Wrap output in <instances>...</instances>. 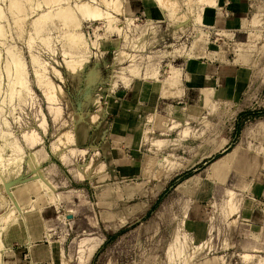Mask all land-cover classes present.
I'll list each match as a JSON object with an SVG mask.
<instances>
[{"label":"rangeland","instance_id":"obj_1","mask_svg":"<svg viewBox=\"0 0 264 264\" xmlns=\"http://www.w3.org/2000/svg\"><path fill=\"white\" fill-rule=\"evenodd\" d=\"M13 1L0 0V162L9 166H0V264H31L24 246L27 227L39 236L42 216L58 215L53 239L68 253L62 246L57 264H79V242L86 238L100 244L85 264H259L264 258V0H241L245 9L235 10L233 0L205 8L203 14L210 10L214 21V10L221 17L212 25L195 20L198 0H168L183 21L171 20L154 0H123L115 12L110 0L56 5L17 0L21 12L13 10ZM83 1L108 15L83 17L76 7ZM68 5L81 24L59 17ZM45 12L50 16L41 18ZM256 14L260 21L252 25ZM73 32L82 33L86 45L73 43ZM13 56L25 64L27 80L11 96L15 74L5 68ZM70 59L82 60V71L68 70ZM198 61L210 68L205 83V71L194 77L190 70ZM129 65L138 69L123 72ZM175 66L183 74L180 93L169 91L171 98H165V79ZM93 68L101 76L88 85ZM200 84L225 85L228 102L207 103L223 94H206ZM131 85L134 92L142 86L148 99L161 95L180 106L184 118L159 113L157 121L148 122L145 148L151 143L161 150L143 154V173L128 185L113 180L107 164L111 145L118 156L116 146L126 140L116 133L122 125L116 106L132 99ZM54 87L56 99H50ZM15 157L22 163L13 167ZM110 209L119 217L105 213Z\"/></svg>","mask_w":264,"mask_h":264},{"label":"crops","instance_id":"obj_2","mask_svg":"<svg viewBox=\"0 0 264 264\" xmlns=\"http://www.w3.org/2000/svg\"><path fill=\"white\" fill-rule=\"evenodd\" d=\"M223 2H225V1L224 0L223 1L218 0V6L217 7L207 6L206 8H218L219 6L222 5ZM225 4H227V3H225ZM232 4H233L232 6H233V8H235V10L237 8L245 9L247 6L244 3H242L241 0H235V1L233 0ZM209 12H210V10L207 11V13L203 14L204 15V21L206 22L205 25H212L216 21H217V23H219L221 21V17L217 11H215V10L213 11L215 13L214 16L216 17V21H214V19L210 18L211 15L208 14ZM236 19H238V17H234L233 20L227 21L226 22L227 25L231 26V23L236 22ZM257 23L252 22V25H255ZM218 31L223 32V31H227V30L225 28H223V29L220 28ZM239 45L246 46V45H248V43H239ZM201 64H202V62L199 63V61L196 62V64L195 63L192 64L190 67V70L193 73L192 74L193 76L195 74L199 75V73L205 71V74L201 75V76L204 75L203 76L204 77L203 82L205 83L206 78L208 76L207 74H208L210 68L205 67V65H201ZM227 85H229V84H227ZM198 87H200V88L202 87L203 92L206 94L208 92L213 93V95H214V93H215V95L223 94L222 97L218 96L219 99H208L207 103H213L216 101H220V102L225 103V102H228V100H229L226 97L230 93V90H226L225 85L219 86V87L215 86V87H213V89L207 88V87L204 88V86H201V84ZM135 88L137 89V87H135ZM141 88H142V86L138 87V91L136 90V92H134V87L132 86L129 90V93L131 94L132 99H122V101L120 103H118V105L116 106V114L118 116V119H120L122 121L121 127H119L120 125L117 126L116 133L118 135L121 134V136H125L126 140L128 141V144H127L126 140H122L121 147H119L118 145L116 146V148H119L118 151L121 152V154L118 156L113 155V153H114V146L113 145H111V147L109 148V154L111 155V158L109 159L108 164H107L108 165L107 172L109 173L110 177H112L113 180H117L118 183H123V182H127V181L129 182V181H133V180L140 178V176L143 173V170H142V167H143L142 166V160H144L143 154L151 152V153L156 155L161 150V149H156L155 147H154V149H152L151 143L149 144L150 148H145V146H146L145 128L147 127L146 125L150 126V124H148V122L150 121L149 116L151 114L161 113V114H166L168 116L170 115L171 118H174L176 116L179 117L180 115H182L181 117L184 118V114L182 113V111H179L180 106H174L172 104L165 102L166 99H160V97L162 98V96L165 98L166 97L171 98V97L160 95V96H157L156 99H152L151 96H149V99H148V95L146 97H144L146 95V92H145V90L143 91V89L141 90ZM227 88L230 89L229 86ZM131 90H132V92H131ZM161 93H162V91H161ZM183 93H184V90H183ZM182 95H180V96H182ZM180 96H172V97H180ZM202 100L204 101V103H206V99H202ZM190 107H192V106H190ZM178 120H179V118H178ZM185 121H187V120L185 119ZM124 141H126V142H124ZM141 150H144L146 152L143 153ZM131 183L132 182H129L128 185H130ZM142 200H143L142 204H145L146 200H144V199H142ZM105 213L106 214L108 213L111 216H113L115 214L116 218L119 217V214L117 213L116 209H114V210L110 209V211H105ZM102 214H103V212H102ZM59 219H60L59 215L56 218H47V219L44 216H42V220L44 223V229H41V235H39V236H37V235L35 236V233L32 234L33 231H29V226L27 227L28 231L26 230L27 228L25 229L27 231V236H28L29 240L27 242L25 241L24 246H25V249L29 250L30 256L32 257L31 264H55V263L57 264V261L59 260V250L62 246L65 248L62 241H59L61 243H60V245H58L55 243V241H58V240L53 239V235H54L53 234V228ZM193 230H195V228H193ZM49 231H52L51 238H49L47 236V232H49ZM194 233H195V231H194ZM207 235H208L207 238H209V227L207 228ZM253 236H255V234ZM255 237L257 238V236H255ZM203 240H205V239H203ZM255 247H259V246L255 245ZM65 250H66V248H65ZM256 250L257 249H255V251ZM66 252H67V250H66ZM23 264H25V263L23 262Z\"/></svg>","mask_w":264,"mask_h":264},{"label":"bare ground","instance_id":"obj_3","mask_svg":"<svg viewBox=\"0 0 264 264\" xmlns=\"http://www.w3.org/2000/svg\"><path fill=\"white\" fill-rule=\"evenodd\" d=\"M17 1V0H16ZM16 1H13V3L11 4L12 5V8H13V10L15 11H17L18 10V12L20 11L19 9H21L22 8V4H20L19 2L20 1H18L17 3H16ZM32 1V0H31ZM47 1H50V0H47ZM54 4L56 3V2H60V1H58V0H51ZM95 1V0H94ZM97 1V0H96ZM95 1V2H96ZM157 4H158V6L159 7H161L163 10H165L166 12H168V15H169V18H171V20L173 19H176V20H179V21H183L182 20V18L184 17L183 16V14H179L178 12H177V10H175L176 8L175 7H173L174 5H171V4H169V1L168 0H154ZM213 1L214 0H198V1H196L198 4H199V8H200V10L197 12L198 14H197V16H196V21H197V23H204V15H203V12H204V10H205V8H206V6H211V7H213V5H212V3H213ZM102 2H105V0L104 1H102ZM110 3V4H109ZM108 4L109 5H111L112 7H110L109 5H106V6H109L110 7V9H112V11H114L113 9L114 8H116V9H118V10H116V11H119V8L121 7V6H123L122 4H123V0H110V2H109ZM53 4V5H54ZM107 4V3H106ZM56 5V4H55ZM76 6V5H75ZM77 10L79 11V12H81V14H82V16L83 17H86V18H90V19H92V18H101V16H103L104 14L103 13H106V12H102V10L100 11V9L98 10L97 8H96V6H93V5H91V3H89L88 1H83V2H80L77 6ZM109 7H106V8H109ZM11 8V7H10ZM14 8H16V9H14ZM37 8V7H36ZM175 8V9H174ZM121 9V8H120ZM193 9V8H192ZM22 10V9H21ZM25 10V9H24ZM109 10V9H108ZM190 10V9H189ZM11 11V10H10ZM111 11V10H110ZM191 11V10H190ZM21 12V11H20ZM115 12V11H114ZM14 13V12H13ZM59 14L58 15H60L59 17H62L63 19H65L66 21H68L69 19H70V21H74V19L76 18V21L78 22V16H76V12L73 10V8H72V6L71 5H68L67 7H65V8H61L60 10H59V12H58ZM257 13V12H256ZM1 15V14H0ZM42 15V14H41ZM106 15V14H105ZM104 15V16H105ZM108 15V14H107ZM106 15V16H107ZM43 16H46V17H48V16H50V12H45L43 15H42V17L41 16H39V18L41 17V18H43ZM109 17H111V16H109ZM3 18V17H2ZM40 18V19H41ZM103 18V17H102ZM112 18V17H111ZM106 19H108V17L106 18ZM253 23H257V22H259L260 21V14H256L253 18ZM37 21H40L38 18L36 19ZM64 20V21H65ZM126 20L128 21V22H131V18H126ZM35 22V26L36 27H39V22ZM65 21V22H66ZM76 22V23H77ZM79 23V22H78ZM76 24V25H79V24H81V23H79V24ZM37 24H38V26H37ZM75 24V23H74ZM34 25V24H33ZM76 25H74L73 26V23H72V26H73V28L75 29V26ZM71 26V27H72ZM71 27H70V29H71ZM79 27V26H78ZM72 28V29H73ZM115 28V27H114ZM151 28V27H150ZM76 29H77V27H76ZM36 31H37V29H35ZM75 31V30H74ZM70 32H71V30H70ZM203 32V31H202ZM74 33V32H73ZM76 33V32H75ZM73 34V36H71L72 38H73V43H75V42H77L78 44H82V45H86V42H85V40L83 39V36L84 35H82V33L81 34H79L78 32H77V34ZM31 35V34H30ZM69 35H72V34H69ZM71 37H70V39H71ZM31 38V37H30ZM69 38V37H68ZM71 41H69V42H71ZM150 41V40H149ZM71 42V44H73ZM142 43V42H141ZM96 44V43H95ZM135 45H137V44H135L134 43V46ZM143 47V46H142ZM135 52V51H134ZM65 54H67V53H65ZM71 57V56H70ZM132 58H134L133 56H132ZM131 58V59H132ZM73 59V58H72ZM79 59V58H78ZM89 61V60H88ZM83 63V61L81 60H77V61H73V60H67V64H68V70H70V68H71V71L72 72H75V71H73V70H76V68H81L80 70L82 71V68L83 67H81L80 65ZM134 63V62H133ZM77 64V65H76ZM14 65H16V67H14ZM79 65V66H78ZM82 66H83V64H82ZM86 66V65H85ZM25 64H22L21 63V61H20V59L17 57V56H13V58L8 62V64L6 65V68L5 69H7V73L9 74V75H11V72L12 73H14L15 74V81H13V87H11L12 89H11V96H14L15 95V87H17V86H20V87H22V86H24V85H26V80H27V75H25ZM147 67V66H146ZM73 68H75V69H73ZM73 69V70H72ZM138 68H137V66L135 67V65L133 66V65H129V66H127V67H125V68H123V72H125V70H129L130 72H135L136 70H137ZM158 69V68H157ZM156 69V70H157ZM153 70V69H152ZM90 71V70H89ZM155 71V70H154ZM80 72V71H79ZM139 72V71H138ZM152 72V71H151ZM157 72V71H156ZM77 73V72H76ZM158 73V72H157ZM153 74H154V72H153ZM99 75H100V71H99V69L98 68H93L91 71H90V73H89V75H88V77H87V80H88V85H91L92 83H94L97 79H98V77H99ZM133 75V74H132ZM101 76V75H100ZM135 76H137V74L135 75ZM10 77V76H9ZM182 77H183V74H182V69L180 68V67H177V66H175L174 67V69H173V71H172V73L170 74V75H168V77L165 79V92H164V95L165 96H167V95H169L170 93H169V91H174V92H178V93H180V88L181 87H179V84H180V82H181V80H182ZM128 80V79H127ZM131 80V79H130ZM130 81L128 80V81H126L125 83H126V86L128 85V84H130L129 83ZM25 87V86H24ZM24 87H22V89L24 88ZM58 87H60V86H58ZM22 89H20V90H22ZM54 89L55 90H52L51 91V93L49 94V98L50 99H53L55 96H56V93H57V91H56V88L54 87ZM60 89V88H59ZM17 91L16 90V92H21V91ZM61 90V89H60ZM23 92V91H22ZM19 93H17L18 95H19ZM20 94H22V93H20ZM20 96V95H19ZM54 99H56V97L54 98ZM54 101V100H53ZM160 114L159 113H153V114H151L150 116H149V120L151 121L152 119H155L156 121L158 120V118H160ZM78 117V116H77ZM90 118H95V115H91V117ZM91 119V120H92ZM95 119H97V118H95ZM94 120V119H93ZM82 128V127H81ZM87 128V127H86ZM85 130V129H84ZM87 130V129H86ZM34 131V130H33ZM26 133V132H25ZM35 135V134H34ZM69 137L71 136V134L69 133V131H68V134H67ZM62 136V135H61ZM68 136H67V139H68ZM60 137V136H59ZM71 138V137H70ZM3 139V138H2ZM60 139V138H59ZM36 140V139H35ZM70 140V139H69ZM61 141V139L59 140V142ZM55 142V141H54ZM59 142H56L55 144H54V146H56V147H58L59 145H57ZM6 142H4V143H2V144H5ZM61 143V142H60ZM16 145V144H15ZM61 145V144H60ZM19 146V145H18ZM3 147H4V145H3ZM1 148V147H0ZM55 148V147H54ZM60 148V147H59ZM2 149V148H1ZM1 149H0V151H1ZM11 149V148H10ZM15 149H16V147H15ZM58 149V148H57ZM3 150H4V148H3ZM72 150V149H71ZM57 151V150H56ZM83 151V150H82ZM81 151V152H82ZM70 152H72V151H70ZM85 152V151H84ZM1 153V152H0ZM87 153V152H86ZM1 155H3V153H1L0 154V157H1ZM2 158H3V156L1 157V159H0V161H2ZM17 159H19V157H17ZM11 160H14L13 158L11 159ZM22 161V158H20L19 159V161ZM20 161V163L19 164H21L22 162ZM11 163H13V167H14V165H17L18 164V162H17V160H16V157H15V160L14 161H10ZM3 163V162H2ZM26 163V162H25ZM8 164H10L9 162H8ZM19 164L17 165V166H19ZM4 164H1V162H0V166H3ZM5 166V165H4ZM8 167L9 166H5V168H7V170H8ZM21 167V166H20ZM20 167H18L19 169H20ZM16 168V167H15ZM18 168L16 169V171L18 170ZM4 169V168H3ZM2 168H1V171L3 170ZM12 170V169H11ZM1 171H0V174H1ZM10 171V170H9ZM9 171H7V172H9ZM14 171V170H13ZM15 171V172H16ZM7 172H5L7 175L10 173V175L12 176V177H14L15 175H13L12 173H11V171L9 172V173H7ZM18 173V172H17ZM19 173H20V171H19ZM2 174H3V172H2ZM14 174H16V173H14ZM97 174V173H96ZM4 175V174H3ZM7 175H5V176H7ZM2 176V175H1ZM0 176V177H1ZM10 176V177H11ZM9 177V176H8ZM3 176L0 178L2 181H3ZM10 184H12V183H10ZM230 193H232V194H230L231 196H230V200H232V196H233V192H230ZM2 218H4V215H2ZM0 230H3V228L2 229H0ZM1 237V236H0ZM2 244H3V241H2ZM100 244V240L99 239H92V238H86V239H84V240H82L81 242H79V251H80V256H79V264H85L86 263V261L87 260H89V258L94 254V252H95V250H96V248L98 247V245ZM184 252V251H183ZM61 257V256H60ZM254 257V255H252V254H244V259H254L253 258ZM258 257H259V255H258ZM260 257H261V255H260ZM256 259V258H255ZM257 260V259H256ZM255 260V261H256ZM248 261V260H247ZM58 262V261H57ZM258 262H259V264H264V258H259V260H258Z\"/></svg>","mask_w":264,"mask_h":264},{"label":"water","instance_id":"obj_4","mask_svg":"<svg viewBox=\"0 0 264 264\" xmlns=\"http://www.w3.org/2000/svg\"><path fill=\"white\" fill-rule=\"evenodd\" d=\"M70 217L72 216V215H69Z\"/></svg>","mask_w":264,"mask_h":264}]
</instances>
